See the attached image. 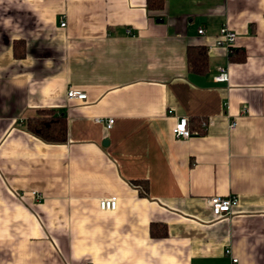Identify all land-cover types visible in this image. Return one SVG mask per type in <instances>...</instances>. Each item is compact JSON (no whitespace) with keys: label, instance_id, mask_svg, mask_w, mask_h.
Wrapping results in <instances>:
<instances>
[{"label":"crops","instance_id":"0c3cea01","mask_svg":"<svg viewBox=\"0 0 264 264\" xmlns=\"http://www.w3.org/2000/svg\"><path fill=\"white\" fill-rule=\"evenodd\" d=\"M263 12L264 0H0V264H264ZM187 46L205 48L204 74L188 71ZM38 109L64 117L63 142L26 129ZM179 117L187 138L172 134ZM228 195L237 204L214 215L206 199Z\"/></svg>","mask_w":264,"mask_h":264},{"label":"trees","instance_id":"16d2710c","mask_svg":"<svg viewBox=\"0 0 264 264\" xmlns=\"http://www.w3.org/2000/svg\"><path fill=\"white\" fill-rule=\"evenodd\" d=\"M147 11H158L164 6V0H144ZM264 16V12H263ZM186 67L188 71L204 74L207 70V53L203 46H187L185 50ZM203 122L199 121V124ZM26 129L34 136L46 142H63L65 140V120L62 115L55 114L50 109H38L35 116L26 120ZM191 133V131H189ZM138 186L139 194L146 196L147 186L144 181H132ZM149 233L153 237L166 236V227L163 224L152 223Z\"/></svg>","mask_w":264,"mask_h":264},{"label":"built area","instance_id":"2783aa9c","mask_svg":"<svg viewBox=\"0 0 264 264\" xmlns=\"http://www.w3.org/2000/svg\"><path fill=\"white\" fill-rule=\"evenodd\" d=\"M64 20L61 19L59 22V25L61 27L64 26ZM197 34H202L203 29L198 28L196 30ZM125 34H130L129 29L124 30ZM235 40V33L231 31L229 28L226 26H222L219 28L218 33L215 36V45L218 47H222L226 50H230L234 44ZM228 78L227 70L223 67H218L216 70V73L213 75L212 79L213 81L216 82H223L226 81ZM66 97L67 98H76L79 100L85 99V94L79 90H74V89H68L66 91ZM170 113V111H168ZM113 122L112 118H107L105 120V126L109 128ZM205 122L202 123V127L205 126ZM230 128L234 127V122H232L229 125ZM172 134L176 138H187L190 135V132L187 128V119L185 117H179L174 126L171 129ZM206 203L211 209L212 213L216 216H223L226 215L230 212V209L232 206L237 204V198L234 195H228L225 197L221 196H211L206 199ZM98 207L101 210H113L116 207V199L115 197H104L99 199L98 201ZM224 254L228 255L230 257L231 263L236 262V258L230 256V249L225 248L224 249ZM92 264V263H88Z\"/></svg>","mask_w":264,"mask_h":264}]
</instances>
